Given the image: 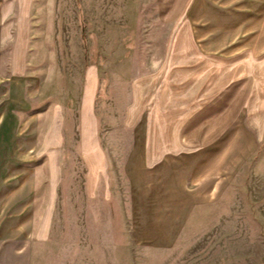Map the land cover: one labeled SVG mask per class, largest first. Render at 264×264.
Returning <instances> with one entry per match:
<instances>
[{
    "label": "rangeland",
    "instance_id": "rangeland-1",
    "mask_svg": "<svg viewBox=\"0 0 264 264\" xmlns=\"http://www.w3.org/2000/svg\"><path fill=\"white\" fill-rule=\"evenodd\" d=\"M263 3L0 0V264H264Z\"/></svg>",
    "mask_w": 264,
    "mask_h": 264
},
{
    "label": "crops",
    "instance_id": "crops-1",
    "mask_svg": "<svg viewBox=\"0 0 264 264\" xmlns=\"http://www.w3.org/2000/svg\"><path fill=\"white\" fill-rule=\"evenodd\" d=\"M264 4V3H263ZM261 6V5H260ZM263 8H264V6H262ZM262 15V14H261ZM258 17H259V15H258ZM203 40V39H202ZM202 40H200V41H202Z\"/></svg>",
    "mask_w": 264,
    "mask_h": 264
}]
</instances>
